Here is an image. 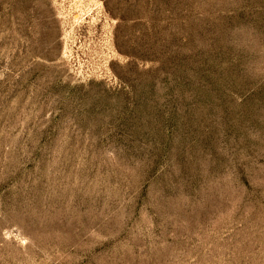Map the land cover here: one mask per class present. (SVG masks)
Instances as JSON below:
<instances>
[{
  "label": "rangeland",
  "instance_id": "rangeland-1",
  "mask_svg": "<svg viewBox=\"0 0 264 264\" xmlns=\"http://www.w3.org/2000/svg\"><path fill=\"white\" fill-rule=\"evenodd\" d=\"M0 264H264V0H0Z\"/></svg>",
  "mask_w": 264,
  "mask_h": 264
}]
</instances>
